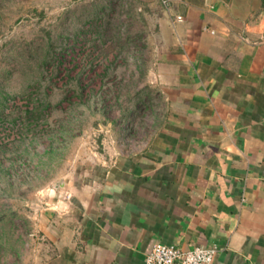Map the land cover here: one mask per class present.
<instances>
[{"label": "crops", "instance_id": "crops-1", "mask_svg": "<svg viewBox=\"0 0 264 264\" xmlns=\"http://www.w3.org/2000/svg\"><path fill=\"white\" fill-rule=\"evenodd\" d=\"M144 2L163 118L139 150L42 186L47 264H144L155 244L264 264V0Z\"/></svg>", "mask_w": 264, "mask_h": 264}, {"label": "rangeland", "instance_id": "rangeland-1", "mask_svg": "<svg viewBox=\"0 0 264 264\" xmlns=\"http://www.w3.org/2000/svg\"><path fill=\"white\" fill-rule=\"evenodd\" d=\"M157 9L144 0H0V264H47L42 186L152 139L165 111L152 80ZM47 32L63 62L43 67ZM39 102L47 109L32 117Z\"/></svg>", "mask_w": 264, "mask_h": 264}, {"label": "built area", "instance_id": "built-area-1", "mask_svg": "<svg viewBox=\"0 0 264 264\" xmlns=\"http://www.w3.org/2000/svg\"><path fill=\"white\" fill-rule=\"evenodd\" d=\"M215 253L213 248L182 251L174 246L155 244L146 253L144 264H212Z\"/></svg>", "mask_w": 264, "mask_h": 264}, {"label": "trees", "instance_id": "trees-1", "mask_svg": "<svg viewBox=\"0 0 264 264\" xmlns=\"http://www.w3.org/2000/svg\"><path fill=\"white\" fill-rule=\"evenodd\" d=\"M47 36V40L48 42L46 43V50L45 52H43V54L38 57V60L40 62V64L45 67V66H49L51 63H53L54 60H57L53 55L55 54L53 52V49L55 47V43H56V40H52V38L50 37V33H45L44 36H43V39ZM43 48H40V50H42ZM34 50H28L26 51L27 53V57H29L30 59L34 58V56H31V52H33ZM9 52V51H8ZM63 61L62 60H57L56 63L57 64H60L62 63ZM4 75V74H3ZM30 83H34L33 81H31ZM29 84V83H28ZM30 88V86H29ZM8 98V95L7 97H3L1 98L2 99V102H4L6 99ZM39 106L38 107H34L33 109H31V111H29V114L32 116V117H35V114H38L39 115V118L40 116H43V113L45 111V109H47V104H45L44 102H39ZM0 107H2V104H0ZM36 118V117H35ZM37 119H34L33 121H36Z\"/></svg>", "mask_w": 264, "mask_h": 264}]
</instances>
